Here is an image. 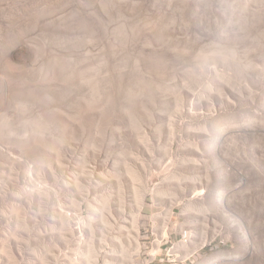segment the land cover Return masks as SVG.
<instances>
[{
  "label": "rangeland",
  "instance_id": "374dc122",
  "mask_svg": "<svg viewBox=\"0 0 264 264\" xmlns=\"http://www.w3.org/2000/svg\"><path fill=\"white\" fill-rule=\"evenodd\" d=\"M161 224L264 264V0H0V264H144Z\"/></svg>",
  "mask_w": 264,
  "mask_h": 264
},
{
  "label": "built area",
  "instance_id": "2783aa9c",
  "mask_svg": "<svg viewBox=\"0 0 264 264\" xmlns=\"http://www.w3.org/2000/svg\"><path fill=\"white\" fill-rule=\"evenodd\" d=\"M160 228H161V232L159 233V236L157 237V239L159 241L158 247L155 248L153 253H151V252L147 253V258H146L144 264H152L156 261L159 264H176L174 262V256H169V253H168L169 242H173V239H177V238H184L185 239V246L184 247H178L179 252H184V249H186V247H190V246H186V236H192L191 227L183 226V227H180L179 230L173 231V233L167 232V225L161 224ZM216 236L217 235L213 236L210 239L209 243H206V247L208 246L211 249L213 247L218 246L219 242L217 241L218 243H215L216 242L215 241ZM212 242H214V243H212ZM159 250H162L163 252H162V255L157 258ZM136 256H139V254ZM190 261L191 260L184 261L183 264L190 263ZM103 264H115V263L104 261ZM132 264H139L137 261V257H136V259H134V261H132Z\"/></svg>",
  "mask_w": 264,
  "mask_h": 264
},
{
  "label": "bare ground",
  "instance_id": "6f19581e",
  "mask_svg": "<svg viewBox=\"0 0 264 264\" xmlns=\"http://www.w3.org/2000/svg\"><path fill=\"white\" fill-rule=\"evenodd\" d=\"M190 238H191V236H186V244L190 242ZM179 242H180V244H185V239H184V238H180V239H179ZM175 245H177L175 242H174V243H171V245H170V249L173 250V249L175 248V247H174ZM176 247H177V246H176ZM180 253H181V252H177L176 254H174V262H175L176 264H179V262H180V264H183L184 261H186L185 258H183V257L180 255ZM186 264H188V263H186Z\"/></svg>",
  "mask_w": 264,
  "mask_h": 264
},
{
  "label": "crops",
  "instance_id": "0c3cea01",
  "mask_svg": "<svg viewBox=\"0 0 264 264\" xmlns=\"http://www.w3.org/2000/svg\"><path fill=\"white\" fill-rule=\"evenodd\" d=\"M185 227H189L188 225H185ZM194 238H196V236L194 237ZM179 239L180 238H177V239H173V242H169V244L171 245V243H176L177 245H179V246H181V247H184L185 246V244H180V242H179ZM191 239H192V236H191V238H190V242L189 243H187L186 244V246H190L191 244ZM169 246V245H168ZM188 252H190L191 253V249H190V247H188ZM170 252H171V249H170V246L168 247V253H169V256L171 255L170 254ZM193 254V253H192ZM192 254H189V255H187V248H186V250H184V252H181L180 253V255L183 257V258H185V260H187L186 258H190L191 256H192Z\"/></svg>",
  "mask_w": 264,
  "mask_h": 264
}]
</instances>
